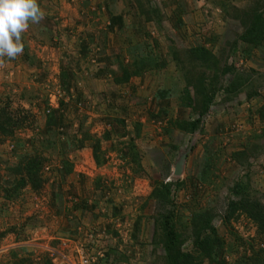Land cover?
I'll return each instance as SVG.
<instances>
[{"label": "rangeland", "instance_id": "obj_1", "mask_svg": "<svg viewBox=\"0 0 264 264\" xmlns=\"http://www.w3.org/2000/svg\"><path fill=\"white\" fill-rule=\"evenodd\" d=\"M245 1L252 0H36L44 19L30 21L21 34L23 53L0 57V109L8 105L15 117L26 119L0 143V263L12 264L15 254L35 264L44 257L53 264H165L162 247L153 243L157 206L149 197L155 181H184L175 204L185 220L191 210L214 209V224L227 241L232 234L256 238L257 228L245 216L229 226L223 218L237 181L264 203V122L258 114L264 106V54L255 51L248 59L240 50L229 61L252 78L258 98L220 92L203 129L190 135L175 127L191 117L177 99L190 67L187 51L202 45L222 57L241 32L223 4L231 10ZM146 9L153 21H147ZM176 9L182 10L181 23ZM136 47L162 55L167 65L118 84L119 65L129 62ZM64 71L74 75L68 88ZM166 90L172 95L162 100ZM53 111L60 123L49 128ZM84 134L101 141L102 166L93 159L91 142L78 149ZM130 145L140 156V173L125 152ZM245 148L254 156L239 165L232 156ZM185 153L183 173L175 176ZM34 154L47 161L43 187H26L7 199L16 179L9 168ZM64 157L74 166L68 176ZM208 158L215 165L209 183L201 184Z\"/></svg>", "mask_w": 264, "mask_h": 264}, {"label": "trees", "instance_id": "obj_2", "mask_svg": "<svg viewBox=\"0 0 264 264\" xmlns=\"http://www.w3.org/2000/svg\"><path fill=\"white\" fill-rule=\"evenodd\" d=\"M244 4L242 7H232L231 10L227 9L225 3L223 4L226 15L239 24L241 32L236 33L235 39L227 43V49L223 50L222 57L214 55L211 50L202 45L187 51L190 67L183 73L185 86L177 99H179L181 109L191 111V117L179 119L175 126L186 134L193 135L201 128L203 129V119L210 113L220 92L231 97L246 93V98L249 101L259 97L258 88L253 86L255 82H252V78L244 77L238 73L234 62L229 63L240 50L248 59L255 51L264 54V0L245 1ZM145 12L147 21H153L151 12H148V9ZM154 12L155 18L161 17L159 10ZM181 13V9H176L180 23L182 22L179 15ZM156 23L159 22L156 21ZM138 51L141 53H137ZM129 53L132 56L129 62L127 64L121 62L119 65L122 76L116 79L118 84H126L144 72L161 70L167 65V61L158 53L140 50L137 47L130 49ZM174 54L173 56L181 61L180 64H183L179 53L174 52ZM183 67L185 66L182 65ZM227 76H230V79L225 84ZM61 79L63 87L68 88L72 84L74 75L70 71L69 73L64 71ZM171 95L169 90L161 91L159 98L166 100ZM61 105L64 106L62 102ZM54 113L56 111H53V115L48 116L47 125L49 128L59 126L60 121ZM258 114L264 122V106L259 109ZM25 121L26 119L19 120L15 117L9 111L8 105L0 109V143L12 138L16 129L24 127ZM109 138L107 137V139ZM90 139V135L84 134V138L78 141V149L84 148L86 142H91L93 159L100 167L105 160L101 141H91ZM70 147L68 141L64 147L65 152L68 153ZM126 147L128 149H125V152L127 151V157L131 160L134 173H140L142 171L140 156L136 153L133 145ZM251 156L254 155L250 154L249 148H245L244 151L234 153L232 158L237 164L243 165L250 160ZM46 162L42 155H25L17 166L9 168V172L16 179L14 185L10 189H6L7 199L15 198L14 195L17 196L26 187L35 191L40 190L44 185L42 172ZM62 163L64 174L70 175L73 172V164L66 157ZM214 165L213 159L206 160L198 183H209V175L212 173ZM184 184V181L180 180L169 183L155 181L149 197V200H154L157 206V213L153 217V243L162 247L163 262L165 264H264V203L252 195L250 187L244 182L237 181L230 189L231 198L226 207L223 224L229 226L236 217L243 215L254 223L257 228V236L253 240H244L238 234H232L231 242H229L222 237L214 224L218 217L214 209L191 210L190 217L186 220L184 215L180 214L175 204V197L176 192L183 188ZM139 226L138 223L137 231ZM188 243L189 247L187 248ZM13 256L12 264H35L31 258H19L15 254ZM232 257L234 259L230 261ZM40 264L53 263L49 258L44 257Z\"/></svg>", "mask_w": 264, "mask_h": 264}, {"label": "clouds", "instance_id": "obj_3", "mask_svg": "<svg viewBox=\"0 0 264 264\" xmlns=\"http://www.w3.org/2000/svg\"><path fill=\"white\" fill-rule=\"evenodd\" d=\"M44 12L36 0H0V57L15 59L24 51L21 34L29 21L39 23Z\"/></svg>", "mask_w": 264, "mask_h": 264}, {"label": "water", "instance_id": "obj_4", "mask_svg": "<svg viewBox=\"0 0 264 264\" xmlns=\"http://www.w3.org/2000/svg\"><path fill=\"white\" fill-rule=\"evenodd\" d=\"M191 148H192V146L190 147L189 152L191 151ZM187 154H188V153L183 154V155L181 156V159H180L179 162L177 163L176 168H175V176H180V175H182V173H183V169H184V163H185L186 158H187Z\"/></svg>", "mask_w": 264, "mask_h": 264}, {"label": "built area", "instance_id": "obj_5", "mask_svg": "<svg viewBox=\"0 0 264 264\" xmlns=\"http://www.w3.org/2000/svg\"><path fill=\"white\" fill-rule=\"evenodd\" d=\"M85 261V263L87 264V261L86 260H84Z\"/></svg>", "mask_w": 264, "mask_h": 264}]
</instances>
